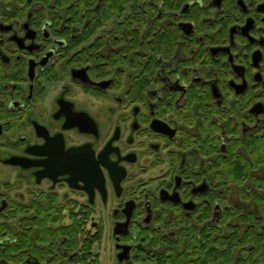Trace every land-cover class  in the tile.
<instances>
[{"label": "flooded vegetation", "instance_id": "af4514ba", "mask_svg": "<svg viewBox=\"0 0 264 264\" xmlns=\"http://www.w3.org/2000/svg\"><path fill=\"white\" fill-rule=\"evenodd\" d=\"M21 1L0 0V264H206L250 207L224 173L264 157V0Z\"/></svg>", "mask_w": 264, "mask_h": 264}, {"label": "trees", "instance_id": "16d2710c", "mask_svg": "<svg viewBox=\"0 0 264 264\" xmlns=\"http://www.w3.org/2000/svg\"><path fill=\"white\" fill-rule=\"evenodd\" d=\"M29 0H22L21 4L28 5ZM32 2L35 0H31ZM80 5L90 7L92 3L82 2ZM46 5L52 3H58L61 5H69L70 0H45ZM45 5V6H46ZM114 6V5H113ZM112 6V7H113ZM103 5L100 12L96 14L97 25H103L108 16L112 14L110 8ZM83 12V9L77 13L70 9L68 15L71 17L72 22L85 23L90 21L91 12L88 9ZM49 15L55 14L48 10ZM24 14V12L22 13ZM14 15V14H13ZM78 15V17H77ZM15 16H18L15 13ZM55 20L59 19V16H54ZM89 24L84 26L83 33L80 37L88 39L90 37ZM139 45L143 47L144 51L151 53L160 51L163 53L170 52L172 49L169 43L149 44L147 41L140 43L127 44V48L130 51L139 48ZM156 50V51H155ZM237 168L229 167L224 173V180L228 184L240 185L244 187L241 190V198L243 202L247 203L248 209L244 210L242 206L234 205L232 209L225 210L229 212V217L224 221V234L218 236V239L212 240V247L207 251V263L206 264H264V179L257 178L251 171L253 163L263 162L264 157L261 156H243L239 155L233 157ZM231 185V186H232ZM238 214V219L233 220V214ZM234 222V223H233ZM236 222V223H235ZM98 239V238H97ZM162 262H168L165 264H198L194 260L188 259V254H169L168 259L162 260ZM171 262V263H169Z\"/></svg>", "mask_w": 264, "mask_h": 264}, {"label": "rangeland", "instance_id": "374dc122", "mask_svg": "<svg viewBox=\"0 0 264 264\" xmlns=\"http://www.w3.org/2000/svg\"><path fill=\"white\" fill-rule=\"evenodd\" d=\"M3 172H4V170L2 169V170L0 171V177L3 176V175H1V174H3ZM263 174H264V173H263ZM261 175H262V173H261L259 176H261ZM262 176H264V175H262ZM263 179H264V178H263ZM242 188L245 189L244 187H242V186H240V185H233V189H232L231 194H232L233 199H234L235 202H237L238 204L240 203V204H244V205H245V203L242 202V201H243V198H241V190H242ZM247 207H248V206H247ZM250 207H251V206H250ZM106 242H107V240H106ZM101 264H107V263H105V262H101Z\"/></svg>", "mask_w": 264, "mask_h": 264}]
</instances>
